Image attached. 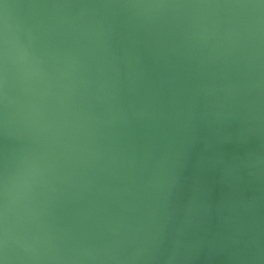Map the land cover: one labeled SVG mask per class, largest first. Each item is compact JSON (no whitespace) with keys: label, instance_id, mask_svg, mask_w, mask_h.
I'll return each mask as SVG.
<instances>
[{"label":"water","instance_id":"1","mask_svg":"<svg viewBox=\"0 0 264 264\" xmlns=\"http://www.w3.org/2000/svg\"><path fill=\"white\" fill-rule=\"evenodd\" d=\"M6 264H264V0H0Z\"/></svg>","mask_w":264,"mask_h":264},{"label":"clouds","instance_id":"2","mask_svg":"<svg viewBox=\"0 0 264 264\" xmlns=\"http://www.w3.org/2000/svg\"><path fill=\"white\" fill-rule=\"evenodd\" d=\"M8 243H7V232L5 231L4 239L2 242H0V247L3 249H7ZM0 264H6V258L0 257Z\"/></svg>","mask_w":264,"mask_h":264}]
</instances>
